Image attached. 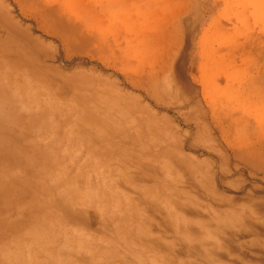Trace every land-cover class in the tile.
I'll list each match as a JSON object with an SVG mask.
<instances>
[{
  "label": "rangeland",
  "instance_id": "374dc122",
  "mask_svg": "<svg viewBox=\"0 0 264 264\" xmlns=\"http://www.w3.org/2000/svg\"><path fill=\"white\" fill-rule=\"evenodd\" d=\"M0 11L16 22L8 41L18 57L4 63L0 55V264H64L71 245L88 253L78 264H137L98 247L89 232L69 242L72 227L53 201L82 190L83 172L93 166L88 155L109 157L125 145L73 119L77 91L123 87L131 104L154 110L155 96L135 79L140 63L159 51L169 83L193 100L195 116L181 127L191 152L169 172V201L181 209L162 213L159 245L175 264H264V0H0ZM158 101L164 115L166 101ZM209 106L217 121L232 123L225 138L210 131ZM104 184L118 197L145 194L122 171ZM182 225L207 231V248Z\"/></svg>",
  "mask_w": 264,
  "mask_h": 264
},
{
  "label": "bare ground",
  "instance_id": "6f19581e",
  "mask_svg": "<svg viewBox=\"0 0 264 264\" xmlns=\"http://www.w3.org/2000/svg\"><path fill=\"white\" fill-rule=\"evenodd\" d=\"M3 11H0V55L2 56V61L6 63L11 60V57L14 58L15 61L18 60V57L12 54V52L14 51V44L12 43V41H8L11 35L14 34L15 26L17 25L13 20V17L9 15L8 17H5L6 15H3ZM166 59L167 58L164 57V54L160 51L156 54H150L143 64L140 63L142 65V72L140 76L135 79V81L140 83V86L143 88V90H145L147 93L150 92L155 96V103H153L156 104V109L154 110H151V108H148L150 110H147L148 105H146L145 103L142 104L140 100L137 101L135 99L136 102L134 104H131L126 98L128 91L123 87H117L116 89L114 88V90L98 88L93 90L77 91L78 97L76 96L77 98L74 100V102L79 108L80 113L74 116L73 119H80L82 120V122H85L88 126H91V128H95L99 132L101 130V133H103L107 137V139L111 138V136H117L118 139H122V143H124L125 145L117 151L118 154H112L109 157H106V155L103 153L104 151L102 150L97 151L94 156L88 155V158L93 159V166L88 171L83 172L84 180L82 179V190L69 192L65 196H60L57 197V199H54L53 204L57 214L63 216L65 223L69 227H72V229L69 228L67 231V239L69 240V242L77 237L76 233L82 240L81 233L89 232V235L93 234L96 236L98 247H102L103 249V247L107 246V248L111 252L120 251L124 254H127V256L129 255L130 257L134 258L137 264H175L171 257H169L168 254L164 252L165 249L160 247V238L158 232L156 231V228L158 227L159 222L162 221V213L170 216L172 214H175L177 210L181 209V206L169 201L171 194H175V189H171L170 187H168L172 186L171 183H174V178H172L169 172H171V169L175 168L174 166L181 164L179 160H181L180 157L182 154H189L191 152V148L188 145V142H186L185 140L189 138L190 132L188 129L181 130V127L187 125L188 128L190 124L194 122L195 116L192 113L191 106H189L191 101L193 100L184 95L179 96V88H175L169 83V78L165 75ZM221 66H223V68L220 69L224 70L225 72L224 65L221 64ZM132 81H134V79ZM98 84H100V82ZM165 96H167V98H164ZM163 99L166 101L164 103L161 102L163 103L162 108L165 112L164 115L158 114L157 111L160 107V101L158 100L162 101ZM211 108L212 106L208 107L207 111L209 113L206 114V117H208L209 114L212 115L211 119L208 120L210 131L213 132L217 137L221 136L222 138H225L229 130L232 128V123L223 121L220 116H218L217 121L215 119L214 113L211 111ZM202 113L205 114L204 112ZM36 116L38 115L36 114ZM38 117L40 118V120H48L47 116V119L43 117L41 118V116ZM175 119H177V122L174 123L173 121H176ZM233 123L235 127V121ZM219 124L222 125L219 126ZM104 168H108L109 171H115V174L117 171H122L124 181H127L132 177L136 178L140 186L145 190V194H140L136 197V194L131 195L129 194V192L125 193L122 188H118L119 193L121 192L122 194L123 192L129 196L127 197L126 195H123L121 197H118L111 190L113 188L110 189L108 185L105 186L104 184V181L107 180V177L110 175V173L113 175L115 174L113 172H102ZM36 170L37 169H35V171ZM91 183H93L94 185L99 184V187L91 189ZM101 184L102 186H100ZM168 209H172L174 210V212H168ZM126 213L131 216L129 217L128 215H125ZM123 215L126 219L122 218ZM52 216H50L49 214L47 215L50 221L53 220ZM182 226L192 232L191 237L193 240H199V245H201L203 248H207V231L203 229L201 233H197V230H192L185 225ZM65 250V256L62 255L65 258L64 264H78V261L83 262L85 261V257L88 256L86 250L81 251V249L78 247L72 250V245L70 247H67V249ZM90 252L91 257L95 258V253L91 250ZM101 253L102 251L99 252V255ZM56 256L57 258H59L58 255Z\"/></svg>",
  "mask_w": 264,
  "mask_h": 264
}]
</instances>
